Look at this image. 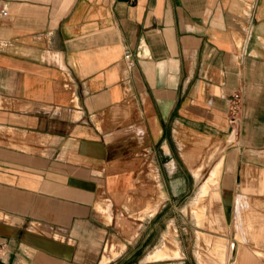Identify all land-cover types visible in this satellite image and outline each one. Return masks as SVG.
<instances>
[{
    "label": "crops",
    "instance_id": "crops-1",
    "mask_svg": "<svg viewBox=\"0 0 264 264\" xmlns=\"http://www.w3.org/2000/svg\"><path fill=\"white\" fill-rule=\"evenodd\" d=\"M208 166L263 191L264 0H0V264H101L109 246L106 264H144L152 228L117 241ZM218 249L264 264L249 242Z\"/></svg>",
    "mask_w": 264,
    "mask_h": 264
},
{
    "label": "rangeland",
    "instance_id": "rangeland-1",
    "mask_svg": "<svg viewBox=\"0 0 264 264\" xmlns=\"http://www.w3.org/2000/svg\"><path fill=\"white\" fill-rule=\"evenodd\" d=\"M217 145L224 147L223 151H228L236 144L218 143L212 144L211 147ZM223 151L217 154L211 166L223 155ZM211 166H208L201 180L196 181L195 188L181 204L172 207L156 206L151 214L157 212L158 215L149 225L136 221L133 234L117 241L119 247L115 244L116 240L109 241L108 244H115L122 252L125 246H128V242H131L133 247H138L147 231L152 228L153 233L147 244L135 256L140 261L143 259L144 264H212L221 257L217 254L221 244L231 246L235 241L252 243V247L259 246L264 251V237L256 238L254 241L248 238L264 233V210L258 205L259 201H256L259 198L264 199V185L262 192L244 191L242 188L234 191L233 182L228 180L227 175L223 178L220 172L215 173L216 175L210 174ZM226 170L228 171L227 167ZM201 182L207 193L199 197L198 188ZM238 193H245L251 198L248 200L249 207L246 205L247 198ZM227 206L229 210L225 219L226 215L220 210ZM109 247L106 249L103 264L108 263L111 258L120 256L115 253L113 246L111 249ZM128 253L130 249L126 254ZM125 257L123 255V258ZM230 258L226 264H230Z\"/></svg>",
    "mask_w": 264,
    "mask_h": 264
},
{
    "label": "built area",
    "instance_id": "built-area-1",
    "mask_svg": "<svg viewBox=\"0 0 264 264\" xmlns=\"http://www.w3.org/2000/svg\"><path fill=\"white\" fill-rule=\"evenodd\" d=\"M139 0H130V3L135 4L138 3ZM2 15H6L5 11H1ZM125 60L129 66H133V56L131 54H127L125 56ZM242 109V97L239 93H236L232 96L229 104L230 118L232 123L236 122L238 115L240 114Z\"/></svg>",
    "mask_w": 264,
    "mask_h": 264
},
{
    "label": "bare ground",
    "instance_id": "bare-ground-1",
    "mask_svg": "<svg viewBox=\"0 0 264 264\" xmlns=\"http://www.w3.org/2000/svg\"><path fill=\"white\" fill-rule=\"evenodd\" d=\"M206 190H207V189H206ZM203 193H205V191H203ZM246 202H247V201H246ZM162 255H163V254H162ZM162 255H161V256H162ZM105 261H106V260H104V262H105Z\"/></svg>",
    "mask_w": 264,
    "mask_h": 264
}]
</instances>
